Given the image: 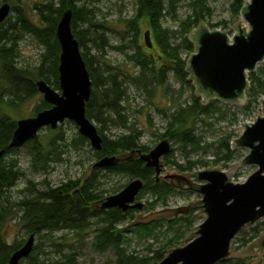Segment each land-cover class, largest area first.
<instances>
[{
  "label": "trees",
  "instance_id": "obj_1",
  "mask_svg": "<svg viewBox=\"0 0 264 264\" xmlns=\"http://www.w3.org/2000/svg\"><path fill=\"white\" fill-rule=\"evenodd\" d=\"M102 1L44 0L32 8L38 23L20 9L19 4L23 3V0L0 1V4H9L11 11L15 12V15L10 14L0 25V151H4L0 163V264H7L11 255L24 245L29 236L49 237L62 231L73 233L77 237L92 233V250L99 254L112 251L115 256L114 264H158L166 255V251L184 234L183 230L182 236L174 235L157 247L154 242L147 244L144 256L137 252H129L127 234L134 225L128 223L134 219L136 210L123 212L118 208L101 207L107 197L106 191L100 188L97 170L88 178L70 179L60 185L50 186L45 182L37 184L28 180L20 170L17 160H4L8 154L18 150L8 149L17 122L5 112L4 107L17 109L26 100L38 95L36 85L38 80L45 81L59 91L58 66L61 49L56 30L62 14L71 10L72 33L79 43L92 83L91 96L86 103V117L93 123L101 125L97 130L102 138V149L94 152L96 159L99 162L104 158H114L116 160L114 166L102 169L108 173L125 175L130 181L140 179L143 182V189L137 198L141 199V193L149 194L152 202L146 203V210H154L158 204L166 206L169 198L177 194L172 186L158 181L154 169L146 167L140 159V154L146 155L151 149L141 143L143 133L137 129L136 124L129 122L125 105L128 99L127 88L132 84L150 94L160 89L167 95L172 90L167 84L170 74L181 88L194 89L186 72L188 59H184L183 54L191 55L195 51L188 34L207 14L210 15L208 0H188L190 14L183 20H177L175 13L179 2L184 0H137L134 14L130 19H125L126 31L121 33L120 44L116 46L110 44L105 37L104 25L95 20L94 9L91 6ZM245 2L246 0H232L231 12L234 16L240 15ZM166 15H174L173 18L178 23L177 29L163 28ZM82 25H85V28L80 29ZM143 28L145 33L150 32L151 47L146 44L140 45ZM26 36L34 39L43 51L38 66L33 69L20 66L17 61L18 43ZM86 42H92L97 47L100 52L99 58L105 57L106 48L122 52L127 62L138 69L139 74L135 77L123 75L119 68L108 65L104 59L90 57ZM250 82L247 93L254 102H257L259 97L264 95V76L252 74ZM7 96L10 99L8 101L5 100ZM217 104L215 100L203 105L192 93L184 106L176 103L175 111L166 115V127L163 133L158 134L159 138L178 145L185 159H189L193 153L205 147L214 146L206 144L196 133V125L203 118H211L215 114H219L216 118L222 119L221 109ZM50 107L42 101L35 113ZM250 108L251 102L247 109ZM110 125L125 130L126 134L113 139L107 137L104 131ZM46 131L47 134L38 135L23 146L28 150L30 164L35 172L46 173L50 163L61 160L60 154L63 152L60 148H79L89 143L80 134L69 141L60 125L56 130L46 128ZM222 148L226 150L223 156L232 159L233 152L225 138L218 141L217 150L220 151ZM171 158L173 154L165 157V164L182 171H192L197 164L207 165L203 161L199 163L187 161L183 167L171 161ZM23 178L25 186L19 191V199L13 200L11 191ZM11 222L21 225L28 235L26 240H17L9 244L6 232ZM193 222V215L189 213L171 221L153 222L148 225L135 224L133 228L147 238L162 227L166 228L165 234L183 227L187 232L193 227ZM260 224L263 226V223ZM40 247L41 244L34 245L32 253L25 260L30 261V264H39ZM65 247L67 250L64 253L60 250L59 257L53 259L50 264H81L73 246ZM218 264L237 262L222 261Z\"/></svg>",
  "mask_w": 264,
  "mask_h": 264
},
{
  "label": "water",
  "instance_id": "obj_2",
  "mask_svg": "<svg viewBox=\"0 0 264 264\" xmlns=\"http://www.w3.org/2000/svg\"><path fill=\"white\" fill-rule=\"evenodd\" d=\"M10 13L9 4L0 7V25ZM240 15L248 26L241 22L238 32L232 38L230 32L212 29L210 23L200 25L188 38L195 51L188 59L186 72L196 88V98L201 96L205 101L215 99L232 105L247 104L250 73L264 62V0H246ZM71 21L72 12L67 10L62 14L56 30L61 49L59 91L43 80L36 83L43 101L51 107L32 118L17 121L8 149H20L35 139L43 129L56 130L66 121L78 127L79 134L89 141L93 150L102 149V138L97 127L86 117V103L91 96L92 83L79 43L72 33ZM144 40L151 47L149 31L144 34ZM233 143L234 148L247 149L249 152L238 167L243 165L257 168L244 183L231 182V176L237 170L235 166L230 172L216 168L182 175L167 171L161 176V160L170 152L166 140L148 154H140L145 166L154 169L157 180L161 177L162 181L180 193L201 195V200L195 205L191 203L176 209L154 212L144 218L142 224L148 225L164 219L171 221L198 208L205 215V220L195 227L187 245L169 249L158 264H218L229 261L232 255L254 254L264 250V232L247 248L237 253L231 250L232 242L238 234L264 219V99L261 101V114L253 122L244 124L242 134ZM3 155L4 151H0V163ZM115 163L114 158H104L94 167H111ZM193 178L204 184L194 183ZM143 186L140 179L132 180L123 190L107 197L101 207L118 208L123 212L131 209L141 211L143 205L137 203L136 198ZM34 243L35 236H29L24 245L11 255L7 264H19L27 259L33 251Z\"/></svg>",
  "mask_w": 264,
  "mask_h": 264
},
{
  "label": "rangeland",
  "instance_id": "obj_3",
  "mask_svg": "<svg viewBox=\"0 0 264 264\" xmlns=\"http://www.w3.org/2000/svg\"><path fill=\"white\" fill-rule=\"evenodd\" d=\"M1 1V0H0ZM44 0H23V3L19 4L20 9L25 12V14L32 19L35 23H38L37 19L32 13V8L35 4L42 3ZM190 1V0H189ZM189 1L184 0L179 2L175 16L177 20L185 19L190 13ZM137 0H103L102 2L91 6L94 9L95 20L104 25V35L108 39L109 43L113 46L119 45L121 39V33L126 31L125 19H130L134 14ZM232 0H208V6L210 8V15L207 14L204 20H201L198 26L191 30L188 34V38L191 34L195 32L200 25L206 26L210 23L212 29L230 32L231 38L234 34L238 32V27L241 26L243 22L246 26L247 23L242 19L241 15L234 16L231 12ZM3 4H0V7ZM12 15H15L14 11H11ZM174 16V15H173ZM171 15H166L163 20V28L175 30L177 29V21ZM85 28V25L80 27ZM145 28L142 30V38L140 39V45H145L144 40ZM18 58L17 61L20 66L30 67L33 69L37 67L40 61V56L43 51L42 48L29 36L24 37L18 43ZM87 53L90 57L97 56L100 57V52H98L97 47L92 42H86ZM84 52L85 49H83ZM193 54V53H192ZM191 54V55H192ZM189 54L184 53L183 58L189 59ZM104 59L108 65L114 66V68H119L123 75L137 76L139 74L138 69L127 62L125 55L118 51L106 48V55ZM117 66V67H116ZM263 71V72H261ZM261 73V74H260ZM252 74L264 76V62L258 64V69H255ZM167 84L172 89L167 95L163 93L162 90H156L153 94L143 91L132 84L128 85L127 95L128 99L125 103L127 108V115L129 117V122L136 124L138 130L142 134L141 143L148 146L151 150L154 149L158 144L167 139H160L158 134L163 133L166 127V115H170L175 111V105L181 104L184 106L187 101L190 100V96L196 95V88L194 86L193 90L189 88H181L180 85L174 80L172 75H168ZM41 81V80H38ZM193 85V84H192ZM182 90L180 93L179 91ZM11 98V97H10ZM204 105L212 103L215 101L205 99L201 96L198 97ZM264 99V95L259 97L257 102H254L247 93V104H225L224 102L217 101V107L221 109L222 119L216 118L215 116L211 118H203L201 122L196 125V133L205 140L206 144H213L214 146H208L193 153L189 159L183 158L182 150L179 146L170 143L169 156L173 154L171 161H175L179 165L185 167L187 161L190 163H199L201 161L206 162L207 165L202 166L201 164L195 165L192 171H182L177 169L172 165H166L164 160L161 161L163 166L161 176H164L167 171L169 173L178 172L179 175L186 173H194L198 171H203L207 169L224 168V172H230L233 166L236 167V171L233 172L231 176L232 183H244L255 171L256 167L253 166H240L238 164L247 156L249 153L247 149H236L234 148V140H236L243 132L244 124L253 122L256 116L261 114V101ZM5 100H10L8 96ZM43 101V96L39 93L38 95L26 100L19 108L11 109L4 107L5 112L16 122L21 119L32 118L36 115V110L39 108L40 103ZM251 108L247 109L248 104ZM220 117V116H219ZM97 128L101 125L94 122ZM61 128L65 133V137L71 141L73 138L77 137L79 134L78 127L70 121L62 123ZM47 134L46 129H43L39 136ZM104 134L113 139L120 135L126 134L125 130L117 128L116 126H107ZM225 138L229 141L230 148L232 150V159H226L223 155L226 154L225 149L218 151V141ZM60 151L61 160H55L50 163L49 169L46 173L35 172L30 164V155L28 150L25 148H20L17 151L8 154L5 161L12 159L17 160L19 168L24 172L25 177L37 184L45 182L50 186H57L68 180H78L83 178H88L98 171V180L100 182V188L106 191V197L115 195L117 192L123 190L131 181L130 179L122 174L108 173L102 168H95L94 166L98 163L94 152L90 146V143L84 144L79 148L62 147ZM174 151V153H173ZM172 152V153H171ZM218 152V153H217ZM238 167V168H237ZM159 179L162 178L160 177ZM194 183L202 185L203 182L196 181L194 178L192 180ZM164 182V181H162ZM25 186V179L18 181L17 185L11 191V196L13 200H18L21 191ZM40 187V186H39ZM141 199L136 198L137 203H141L143 208L141 211L135 209L134 219L128 223V225H134L136 223L141 225L144 222V218L148 217L154 212L162 211L164 209L178 208L182 206H188L193 203L194 205L201 200V195L187 192V193H177L175 196L169 198L167 205L163 206L158 204L154 210H146V203L152 202L149 194L141 193ZM193 215V227L187 232L184 229H178L170 234H165V227L159 228L155 231L154 235L150 237H143L141 233L134 230V226L131 227L130 232L127 234L128 237V250L129 252H137L139 255L144 256L146 254L145 248L147 244L154 242L157 247L160 243H164L165 240H169L174 235H181L184 230V234L177 240V243L170 247H181L187 245L190 240V236L195 232V227L200 225L205 220V215L201 209H196L190 212ZM189 214V213H188ZM186 214V215H188ZM181 218L183 216H177L175 218ZM174 218V219H175ZM161 221H165L161 220ZM263 223V226H260ZM127 226V225H126ZM125 226V227H126ZM264 232V219L255 223L254 225L247 227L243 232L238 234L231 245L232 253H237L253 242L256 241L260 234ZM7 240L9 244L14 241H23L28 238V235L23 231L21 225H17L15 222H11L7 228L6 232ZM92 233H85L82 237H77L73 233L62 231L50 235L49 237H35L34 245L41 244V251H39L38 258L39 264H50L53 259L59 257L60 250L64 253L67 248L65 245H72L75 249L74 251L78 255L79 262L81 264H114L115 256L112 251H108L103 254L96 253L91 248ZM57 244V246H56ZM168 249V250H169ZM167 250V251H168ZM166 251V252H167ZM228 262H237V264H264V250H259L254 254H242V255H232ZM21 264H30V261L24 260ZM143 264V263H139Z\"/></svg>",
  "mask_w": 264,
  "mask_h": 264
},
{
  "label": "flooded vegetation",
  "instance_id": "obj_4",
  "mask_svg": "<svg viewBox=\"0 0 264 264\" xmlns=\"http://www.w3.org/2000/svg\"><path fill=\"white\" fill-rule=\"evenodd\" d=\"M150 151H151V150H150ZM167 156H169V154H168ZM167 156H165V157H167ZM165 157L162 158V160H164V163H165ZM162 160H161V161H162ZM158 181H161V180L158 179ZM184 188H185V187H184ZM174 189H175V188H174ZM175 190L177 191V193H179V190H178V189H175Z\"/></svg>",
  "mask_w": 264,
  "mask_h": 264
}]
</instances>
